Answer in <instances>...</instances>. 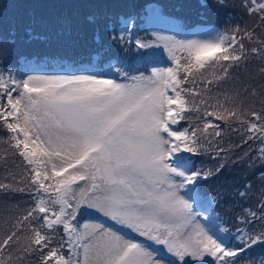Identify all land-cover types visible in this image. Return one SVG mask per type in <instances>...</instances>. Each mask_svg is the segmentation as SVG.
Listing matches in <instances>:
<instances>
[{
	"label": "snow or ice",
	"instance_id": "snow-or-ice-1",
	"mask_svg": "<svg viewBox=\"0 0 264 264\" xmlns=\"http://www.w3.org/2000/svg\"><path fill=\"white\" fill-rule=\"evenodd\" d=\"M217 3L223 6L224 0ZM248 11L264 13V2L250 5ZM133 24L131 17L125 19L124 31ZM233 31L214 39L160 35L157 42H145L129 37L139 49L162 46L174 67L153 68L151 75L132 76L128 83L97 75L29 76L17 82L11 74H0V126L12 134L9 147L14 154L29 166L30 194L35 197L34 207L0 239V264H16L20 253L36 254L39 264H165L145 244L102 224H85L81 230L74 223L81 208L163 245L183 264H188L186 258L208 264L206 257L215 258L213 264H240L242 253L264 245V192L259 208L262 230L241 239L238 248L231 247L215 234L228 231L218 227V202L209 201L206 207L202 202L199 181L213 173L193 169L192 161L181 155L198 153L200 135L211 128L218 137L219 126L207 122L191 132L171 127L185 119L186 112L200 111L196 101L188 99L200 93L185 84L203 80L216 68L222 74L213 72L207 83L225 80L228 68L247 58L244 40L252 34ZM251 52L264 55L257 48ZM217 105L219 110H205L204 115L226 122L240 119L236 109ZM251 116L262 123L241 121L247 131L258 134L248 138L264 143V116L255 111ZM260 152L264 159V148ZM0 189L26 190L6 184ZM256 215L251 212L252 218ZM58 230L64 234L59 239ZM25 232L30 235L22 240Z\"/></svg>",
	"mask_w": 264,
	"mask_h": 264
},
{
	"label": "trees",
	"instance_id": "trees-1",
	"mask_svg": "<svg viewBox=\"0 0 264 264\" xmlns=\"http://www.w3.org/2000/svg\"><path fill=\"white\" fill-rule=\"evenodd\" d=\"M260 2L264 0H224L223 6L217 0H0V74L7 78L9 74L15 77L29 70L72 69L130 81L132 76L151 75L155 61L163 60L166 68L174 64L168 54L160 55L166 51L162 46L139 49L128 42L129 37L145 42H157L160 35L184 40L189 31L201 25L214 29L212 39L218 33L233 35L236 28L240 30L239 36L251 33V39L244 40L247 58L238 66L229 67L225 80L207 83L213 72L222 74L216 68L203 80L184 85L200 93L188 96L190 101H196L200 111L186 112V118L173 129L191 132L202 129L207 122L219 126L218 137L211 128L207 135L198 131L202 148L198 153H184V157L192 161L193 169L213 173L199 181V189L202 198L210 196V201L218 202L214 205L220 217L218 225L228 230L223 231L225 243L238 248L241 239L247 240L249 235H258L262 230L259 208L260 194L264 192V159L260 149L264 143L259 138L249 139L258 134L250 133L246 124L241 123H262L251 116L253 111L264 116V55L251 52L252 48L264 51V21L260 19L264 13L248 11L250 5ZM152 14L169 25L168 31L158 33L151 26L148 18ZM128 17L134 24L125 32L124 20ZM141 52L154 55L141 56ZM201 100L207 104L200 103ZM217 102L236 109L240 119L226 122L205 116V110H219ZM11 135L0 126V184L26 190L0 189V239L34 207L35 200L28 183L29 166L9 147ZM251 212L257 213L255 218ZM36 226L33 221L32 227ZM27 235L30 233L25 232L21 239ZM62 235L59 230L55 234L57 239ZM20 256L16 264H39L36 254ZM241 256L244 259L240 264H260L264 245L257 244ZM214 259L206 257L208 264H213Z\"/></svg>",
	"mask_w": 264,
	"mask_h": 264
},
{
	"label": "rangeland",
	"instance_id": "rangeland-1",
	"mask_svg": "<svg viewBox=\"0 0 264 264\" xmlns=\"http://www.w3.org/2000/svg\"><path fill=\"white\" fill-rule=\"evenodd\" d=\"M151 26L158 32V33H164V31H168L169 25L164 23L158 15L152 14L149 18ZM214 35V29L211 26H196L191 31L187 33V36L184 40L189 39H212ZM160 55L162 57L167 56L166 51L160 52ZM153 68H165L163 64V60L155 61L152 63ZM73 75H97L102 77L98 74H92V73H86L84 71H75V70H56V71H47V70H29L24 75H16L15 79L17 82L23 81L27 79L29 76H73ZM105 78V77H103ZM118 83H128L129 81L126 78H120L116 80ZM172 126V125H171ZM181 155L184 156V153ZM211 200L210 196L204 197L202 199L203 205L205 206L208 204V202ZM197 207H200V204L196 205ZM200 222L204 223L202 218H200ZM79 226L81 230H83V225L88 224L89 226L93 225H104L106 228H111L115 231H118L120 234L124 235L126 238H131L136 242L145 244L147 247H149L151 250H153L155 253L158 254V256L165 262V264H183V262L179 261L178 258L173 256L172 254L168 253L166 248L162 245V248H158L154 242L148 241L146 238L139 236L138 234L132 232L130 229H127L126 227L120 226L116 224L114 221H112L110 218L105 217L103 214L89 208H81L76 221H74ZM219 228H222L218 225ZM223 231H217L215 234L217 237H220L221 240H223ZM188 260V264H197V262L191 261L190 258H186Z\"/></svg>",
	"mask_w": 264,
	"mask_h": 264
}]
</instances>
